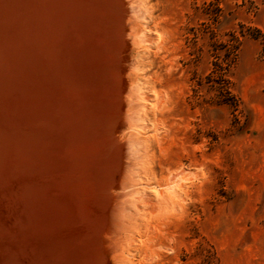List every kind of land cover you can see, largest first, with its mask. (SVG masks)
Returning a JSON list of instances; mask_svg holds the SVG:
<instances>
[{
  "label": "rangeland",
  "instance_id": "rangeland-1",
  "mask_svg": "<svg viewBox=\"0 0 264 264\" xmlns=\"http://www.w3.org/2000/svg\"><path fill=\"white\" fill-rule=\"evenodd\" d=\"M20 1L0 0V264H264V0Z\"/></svg>",
  "mask_w": 264,
  "mask_h": 264
},
{
  "label": "bare ground",
  "instance_id": "bare-ground-1",
  "mask_svg": "<svg viewBox=\"0 0 264 264\" xmlns=\"http://www.w3.org/2000/svg\"><path fill=\"white\" fill-rule=\"evenodd\" d=\"M21 1H22V0H21ZM21 1H20V2H21ZM30 1H31V0H30ZM97 1H98V0H96V3H99V2H97ZM116 1H117V0H116ZM22 2L24 3V1H22ZM28 2H29V1H28ZM46 2H47V1H46ZM111 2H112V0L110 1V3H111ZM25 3H26V2H25ZM44 3H45V2H44ZM47 3H48V2H47ZM103 3H104V1L102 2V4H103ZM112 3H113V2H112ZM114 3H115V2H114ZM15 4H16V3H15ZM35 4H36V3H35ZM40 4H41V3H40ZM50 4H51V3H50ZM53 4H54V3H53ZM75 4H76V3H75ZM77 4H78V3H77ZM44 5H46V4H44ZM94 5H95V4H94ZM98 5H99V4H98ZM117 5H118V4H117ZM119 5H120V4H119ZM119 5H118V6H119ZM39 6H40V5H39ZM61 6H62V5H61ZM99 6H100V5H99ZM109 6H111V4H110ZM53 7H54V6H53ZM39 8H40V7H38V9H39ZM41 8H42V7H41ZM43 8H44V7H43ZM43 8H42V9H43ZM99 8H100V7H98V9H97V7H96L95 9H96V10H99ZM103 8H104V7H103ZM107 8H108V7H107ZM111 8H112V7H111ZM116 8H117V7H116ZM121 8H122V7H121ZM121 8H120V9H121ZM28 9H29V8H28ZM45 10H46V9H45ZM92 10H93V9H92ZM92 10H91V11H92ZM109 10H110V9H109ZM111 10H113V9H111ZM111 10H110V11H111ZM38 11H39V10H38ZM91 11H90V12H91ZM106 11H107V10H106ZM115 11H116V10H115ZM30 12H31V11H30ZM30 12H29V13H30ZM40 12H41V11H40ZM84 12H85V11H84ZM101 12H102V11H101ZM101 12H100V13H101ZM119 12H120V10H119ZM119 12H118V13H119ZM55 13H56V12H55ZM100 13H99V14H100ZM105 13H106V12H105ZM111 13H112V12H111ZM113 13H115V12L113 11ZM113 13H112V15H113ZM120 13H121V12H120ZM26 14H27V13H26ZM103 14H104V13H103ZM0 15H1V14H0ZM40 15H41V14H40ZM56 15H57V14H56ZM101 15H102V14H101ZM106 15H107V14H106ZM108 15H109V14H108ZM114 15H115V14H114ZM129 15H130V14H129ZM62 16H63V15H62ZM103 16H104V15H103ZM110 16H111V15H110ZM120 16H121V15H120ZM99 17L101 18V16H99ZM9 18H10V17H9ZM9 18H8V19H9ZM53 18H54V17H53ZM97 18H98V17H97ZM104 18H106V17H104ZM115 18H116V15H115ZM33 19H34V18H33ZM54 19H55V18H54ZM58 19H59V18H58ZM93 19H94V17H93ZM113 19H114V18H112L111 20H113ZM116 19H117V18H116ZM118 19H119V18H118ZM118 19H117V20H118ZM0 20H1V19H0ZM11 20L13 21L12 18H11ZM52 20H53V19H52ZM90 20H91V19H90ZM95 20H96V19H95ZM105 20H106V19H105ZM111 20L108 21L107 23H105V26H104V25H103V26H100V25L98 24V25L100 26L99 29L101 28V30H102V31L105 30V32H106V31L109 32L110 29H111V31L114 30V32H115V30H116V26H117V25H120V22L116 21L115 19H114L113 21H111ZM1 21H2V20H1ZM24 21H25V20H24ZM57 21H59V20H57ZM65 21H66V20H65ZM99 21H100V20H99ZM106 21H107V20H106ZM21 22H22V21H21ZM38 22H39V21H38ZM51 22H52V21H51ZM59 22H60V21H59ZM95 22H97V21H90V23H91L90 27H91V28H94V27H95ZM8 23H10V22H8ZM103 23H104V21H103ZM103 23H102V24H103ZM22 24H23V23H22ZM22 24H20V25H22ZM39 24H40V23H39ZM53 24H54V23H53ZM2 25H4V23H3ZM5 25H6V24H5ZM88 25H89V23H88ZM51 26H52V25H51ZM63 26H64V25H63ZM93 26H94V27H93ZM106 26H107V27H106ZM24 27H25V26H24ZM36 27H37V26H35V29H36ZM40 27H41V26H40ZM53 27H54V26H53ZM88 27H89V26H88ZM38 28H39V27H38ZM80 28H83V27H80ZM107 28H108V29H107ZM119 28H120V26L118 27V29H119ZM25 29H26V28H25ZM28 29H29V28H28ZM63 29H64V28H63ZM63 29H62V30H63ZM94 29H95V28H94ZM36 30H37V29H36ZM76 30H78V29H76ZM79 30H80V29H79ZM81 30H82V29H81ZM81 30H80V32H81ZM117 31H118V30H117ZM26 32H27V30H26ZM37 32H38V30H37ZM91 32H92V30H91ZM91 32H90V33H91ZM122 32H123V30H122ZM19 33H20V32H19ZM21 33H22V32H21ZM60 33H62V32H60ZM65 33H66V32H65ZM65 33H63V34H65ZM90 33H89V34H90ZM95 33H97V29H96V32H95ZM115 33H117V32H115ZM26 34H27V33H26ZM63 34H62V35H63ZM113 34H114V33H113ZM124 34H125V33H124ZM92 35H93V34H92ZM17 36H18V35H17ZM71 36H72V35H71ZM18 37H19V36H18ZM18 37H17V38H18ZM21 37H22V36H21ZM30 37H31V35H30ZM66 37H67V36H66ZM74 37H75V36H74ZM76 37H78V36H76ZM48 38H49V37H48ZM67 38H68V37H67ZM67 38H66V39H67ZM70 38H71V37H70ZM90 38H91V37H90ZM20 39H21V38H20ZM23 39H24V38H23ZM33 39H35V38H33ZM59 39H60V37H59ZM75 39L78 40L77 38H75ZM80 39H81V36H80L79 40H80ZM86 39H87V38H86ZM98 39H99V38H98ZM35 40H36V39H35ZM91 40H93V39H91ZM104 40H106V39H104ZM51 41H52V40H51ZM87 41H88V39L86 40V42H87ZM94 41H95V40H94ZM96 41H97V40H96ZM19 42H20V41H19ZM65 42H66V41H65ZM65 42H64V43H65ZM74 42H75V41H74ZM76 42H77V41H76ZM76 42H75L74 44H76ZM80 42H83V41H80ZM106 42H107V41H106ZM1 43H2V42H1ZM4 43H5V42H4ZM32 43H33V42H32ZM64 43H62V44H63V45L66 44V45H67V42H66L65 44H64ZM71 43H72V41H71ZM78 43H79V42H78ZM78 43L76 44L77 46H78ZM99 43H100V42H99ZM42 44H44V43H42ZM69 44H70V42H69ZM69 44H68V45H69ZM79 44H80V43H79ZM91 44H92V43H91ZM93 44H95V43L93 42ZM6 45H7V44H6ZM76 45H75V46H76ZM95 45H98V44H95ZM32 46H33V45H32ZM57 46H58V45H57ZM57 46H56V47H57ZM71 46H72V45H71ZM98 46H99V45H98ZM66 47H67V46H66ZM66 47L64 46L63 49L65 50V49H68V48H69V47H68V48H66ZM84 47H85V48H83V46H78L77 48H76V47H72V48H71V51L73 50V52H75V57H74V58H75L76 60H79V59H81L82 57H84V55L86 54V53H85L86 51L92 52L93 54H94V52H96V51H95V48H94L93 46H92L93 48H92V47H89V46L87 47L86 45H85ZM16 48H17V47H16ZM30 48H31V47H30ZM57 48H58V47H57ZM57 48H55V49H57ZM18 49H19V48H17V50H18ZM32 49H34V48H32ZM32 49H31V51L34 52V50H32ZM55 49H54V50H55ZM97 49H101L100 46H99V48H97ZM97 49H96V50H97ZM23 50H24V48H23ZM52 50H53V49H52ZM54 50H53V52H54ZM69 50H70V48H69ZM29 51H30V50H29ZM40 51H41V50H40ZM57 51H58V50H57ZM100 51L102 52V50H100ZM18 52H20V51H18ZM18 52H17V53H18ZM53 52H52V53H53ZM55 52H56V51H55ZM64 52H66V51H64ZM17 53H16V54H17ZM42 53H43V52H42ZM70 53H71V52H70ZM12 54H13V53H12ZM32 54H33V53H32ZM34 54H36V53H34ZM54 54H55V53H54ZM54 54H53V55H54ZM71 54H72V53H71ZM96 54H97V53H96ZM101 54H103V52H102ZM20 55H21V54H20ZM28 55H29V54H28ZM39 55H40V54L38 53L37 56H39ZM56 55H57V54H56ZM63 55H64V54H63ZM66 55H67V53H66ZM72 55H73V54H72ZM108 55H109V54H108ZM23 56H24V55H23ZM34 56H36V55H34ZM86 56H87V54H86ZM86 56H85V57H86ZM90 56H91V55H90ZM97 56H98V55H97ZM49 57H50V56H49ZM52 57H53V56H52ZM68 57H69V56H68ZM70 57H71V56H70ZM72 57H73V56H72ZM93 57H94V56H93ZM100 57H101V56H100ZM104 57H105V56H103V58H104ZM108 57H109V56H108ZM15 58H16V57H15ZM32 58H33V56H32ZM36 58H38V57H36ZM36 58H35V59H36ZM41 58H42V56H41ZM41 58L39 57V59H41ZM50 58H51V57H50ZM53 58H54V57H53ZM58 58H59V57H58ZM88 58H90V57H88ZM105 58H106V57H105ZM2 59H3V58H2ZM26 59H27V58H26ZM54 59H55V58H54ZM56 59H57V58H56ZM84 59H85V58H84ZM92 59H93V58H92ZM101 59H102V58H101ZM50 60H52V59H50ZM50 60H49V61H50ZM103 60H104V59H103ZM36 61H37V60H36ZM39 61L41 62V60H39ZM43 61H44V59H43ZM54 61L56 62L57 60H54ZM66 61H67V60H66ZM94 61H95V60H94ZM94 61H93V62H94ZM58 62H59V61H58ZM64 62H65V60H64ZM67 62L69 63V61H67ZM89 62H90V60H89ZM6 63H7V62H6ZM6 63H1V64H4L3 66L5 67V66H6V65H5ZM22 63H23V62H22ZM49 63H50V62H49ZM62 63H63V62H62ZM68 63H67V64H68ZM73 63H74V62H73ZM73 63H72V64H73ZM75 63H76V62H75ZM96 63H97V62H96ZM103 63L106 64L105 61H104ZM108 63H110V62H108ZM1 64H0V65H1ZM51 64H52V63H51ZM56 64H57V63H56ZM70 64H71V63H70ZM72 64H71V66L73 67ZM76 64H77V63H76ZM78 64H79V63H78ZM87 64H88V61H87ZM35 65H36V64H35ZM35 65H34V66H35ZM49 65H50V64H49ZM57 65H58V64H57ZM74 65H75V64H74ZM22 66H23V65H22ZM24 66H25V65H24ZM34 66L32 67L33 69H34ZM36 66H37V65H36ZM44 66H45V65H44ZM65 66H66V64H65ZM65 66H61V67L64 68ZM67 66H68V65H67ZM75 66H76V65H75ZM109 66H110V65H109ZM15 67H16V66H15ZM45 67H46V66H45ZM61 67H56V68H58V73L60 72L59 68L61 69ZM0 68H1V66H0ZM2 68H3V67H2ZM5 68L7 69V67H5ZM20 68H22V67H20ZM69 68H71V67L69 66ZM69 68H68V69H69ZM84 68H85V67H84ZM84 68H83V69H84ZM94 68H95V67H94ZM12 69H13V68H12ZM50 69H51V68H50ZM52 69H54V68H52ZM65 69H66V68H65ZM65 69H64V70H65ZM76 69H77V68H76ZM76 69H75V70H76ZM87 69H88V70H86V69L84 70L85 73H83V75H80V74H79V75H80V78H79L78 75H77V77H78V79H81L82 77H85V78H86V79H85V80H86V86H87L88 88L91 89V88H93L92 85L95 84V83H97V81H93V79H92V76H93V78H94V75H95V78H96V73L94 74V73H93V70H92L91 68H87ZM99 69H100V68H99ZM1 70H2V69H1ZM18 70H19V69H18ZM20 70H21V69H20ZM40 70H41V69H40ZM40 70H39V71H40ZM94 70H95V69H94ZM96 70H97V69H96ZM33 71H34V70H33ZM33 71H32V72H33ZM39 71H38L37 73H41L43 70H42L41 72H39ZM49 71H51V70H49ZM53 71H54V70H53ZM78 71H79V70H78ZM78 71H76V72H78ZM80 71H81V70H80ZM99 71H100V70H99ZM23 72H24V71H23ZM44 72H45V71H44ZM68 72H69V70H68ZM76 72H75V73H76ZM95 72H96V71H95ZM21 73H22V72H21ZM48 73H49V72H48ZM52 73H53V72H52ZM55 73H56V72H54L53 75L56 76ZM61 73H62V72H60L59 74L61 75V78H62V74H63V73H62V74H61ZM69 73H70V72H69ZM80 73H81V72H80ZM25 74H26V73H25ZM46 74H47V73L45 72V75H46ZM49 74H50V73H49ZM49 74H48V75H49ZM59 74H58V76H59ZM77 74H78V73H77ZM92 74H94V75H92ZM21 75H22V74H21ZM34 75H35V74H34ZM38 75L40 76V74H38ZM50 75H52V74H50ZM53 75H52V77L49 78L50 81H53V80H51V78L53 79V77H54ZM64 75H67V72H66L65 74H63V76H64ZM68 75H71V74H68ZM75 75H76V74H75ZM19 76H20V74H19ZM23 76H25V75H23ZM46 76H47V75H46ZM20 77H21V76H20ZM35 77H36V76H35ZM37 77H38V76H37ZM37 77H36V78H37ZM43 77H44V76H43ZM56 77H57V76H56ZM59 77H60V76H59ZM66 77H68V76H66ZM16 78H17V77H16ZM27 78H28V77H27ZM32 78H33V77H32ZM63 78H65V76H64ZM63 78H62V79H63ZM8 79H9V78H8ZM18 79H19V78H18ZM28 79H29V78H28ZM28 79H26V80H28ZM40 79H41V78H40ZM44 79H45V77H44ZM54 79H55V77H54ZM56 79L58 80L59 78L57 77ZM67 79H68V78H67ZM96 79L98 80V77H97ZM34 80H35V79H34ZM57 80H56V81H57ZM60 80H61V79H60ZM60 80H58V83H59ZM73 80H74V79H73ZM82 80H83V79H82ZM82 80H79V82L82 81ZM108 80H109V79H108ZM110 80H111V79H110ZM15 81H16V80H15ZM28 81H29V80H28ZM43 81H44V80H43ZM61 81H62V80H61ZM65 81H68V80H65ZM74 81H75V80H74ZM77 81H78V80H77ZM16 82H17V81H16ZM18 82H19V80H18ZM20 82H21V81H20ZM23 82H24V81H23ZM31 82H32V81H31ZM34 82H35V81H34ZM68 82H69V81H68ZM58 83H56L57 86H58ZM62 83H63V82H62ZM62 83H61V84H62ZM70 83H71V82H69L68 85H69ZM74 83H75V82H74ZM77 83H78V82H77ZM14 84H15V83H14ZM25 84H26V83H25ZM27 84H28V83H27ZM45 84H46V83H45ZM51 84H52V82H51ZM63 84H64V83H63ZM72 84H73V83H72ZM72 84H71V85H72ZM6 85H7V84H6ZM8 85H9V84H8ZM12 85H13V84H12ZM73 85H75V84H73ZM80 85H81V83H80ZM83 85H85V84H83ZM129 85H130V84H129ZM10 86H11V85H10ZM28 86H29V85H28ZM46 86H47V85H46ZM57 86H56V87H57ZM59 86H60V84H59ZM77 86H78V84H77ZM5 87H6V86H5ZM30 87H32V86H30ZM35 87L37 88L36 84H35ZM35 87H34V88H35ZM43 87H45V86H43ZM56 87H54V88L56 89ZM61 87H62V86H61ZM80 87H84V86H80ZM13 88H14V87H13ZM39 88H40V87H39ZM57 88H58V87H57ZM95 88H96V87H95ZM7 89H8V87H7ZM28 89H29V87H28ZM40 89H41V88H40ZM45 89H46V88H45ZM64 89H65V88H64ZM72 89H73V88H72ZM83 89H84V88H83ZM122 89H123V88H122ZM30 90H31V89H30ZM35 90H36V89H35ZM42 90H43V89H42ZM49 90H50V89H49ZM57 90H58V89H57ZM60 90H61V89H60ZM92 90H93V89H91V91H92ZM1 91H3V90H1ZM5 91H6V90H5ZM17 91H18V90H17ZM17 91H16V92H17ZM31 91H33V90H31ZM52 91H53V90H52ZM52 91H51V92H52ZM61 91H62V90H61ZM66 91H67V90H66ZM76 91H77V90H76ZM87 91H89V90L87 89ZM95 91H98V89L95 90ZM11 92H12V91H11ZM57 92H59V91H57ZM62 92H64V91H62ZM92 92H93V91H92ZM92 92H90V93H92ZM128 92H129V91H128ZM8 93H9V95H10V92H8ZM14 93H15V92H13V94H14ZM19 93H21V92H19ZM67 93H68V91H67ZM67 93H65V94H67ZM94 93H95V92H94ZM94 93H93V94H94ZM44 94H45V93H44ZM51 94H52V93H51ZM0 95H1V94H0ZM4 95H5V94H4ZM41 95H43V94H41ZM46 95H47V94H46ZM57 95H58V94H57ZM12 96H13V95H12ZM60 96H61V95H60ZM69 96H71V95L69 94ZM69 96L66 97V98H69ZM4 97H5V96H4ZM6 97H7V96H6ZM45 97H46V96H45ZM61 97H62V96H61ZM63 97H64V96H63ZM92 97H93V96H92ZM2 98H3V97H2ZM2 98H0V100H1ZM10 98H12V97H10ZM10 98H9V99H10ZM14 98H15V97H14ZM27 98H28V97H27ZM38 98H39V97H38ZM90 98H91V97H90ZM94 98H95V97H94ZM94 98H93V99H94ZM25 99H26V98H25ZM32 99H33V98H32ZM61 99H62V98H61ZM34 100H36V99H34ZM67 100H68V99H67ZM75 100H76V99H75ZM94 100H95V99H94ZM1 101H2V100H1ZM5 101H6V100H5ZM41 101H42V100H41ZM55 101H56V100H55ZM58 101H59V100H57L56 102H58ZM60 101H61V100H60ZM62 101H63V99H62ZM65 101H66V99H65ZM16 102H17V101H16ZM38 102H39V101H38ZM67 102H68V101H67ZM93 102H94V101H93ZM1 103H2V102H1ZM47 103H48V102H47ZM47 103H46V105L49 106V104H47ZM61 103H62V102H61ZM64 103H65V102H64ZM68 103L71 104V103H73V102L69 101ZM95 103H97V102L95 101ZM117 103H118V102H117ZM16 104H17V103H16ZM20 104H21V103H20ZM35 104H37V103H35ZM54 104H55V102H54ZM57 104H58V103H57ZM73 104H74V103H73ZM32 105H33V104H32ZM44 105H45V104H44ZM36 106H37V105H36ZM36 106H35V107H36ZM40 106H41V105H40ZM40 106H39V107H40ZM53 106H54V105H53ZM72 106H73V105H72ZM75 106H77V105L75 104ZM2 107H3V106H2ZM24 107H25V105H24ZM37 107H38V106H37ZM37 107H36V108H37ZM67 107H70V106L65 104V110H64V108H63L62 110H63V111H66ZM11 108H12V107H11ZM13 108H14V104H13ZM21 108H22V107H21ZM41 108H42V107H41ZM44 108H45V107H44ZM55 108H56V107H55ZM61 108H62V107H61ZM126 108H127V107H126ZM3 109H4V108H3ZM22 109H23V108H22ZM47 109H48V108H47ZM52 109H53V108H52ZM52 109H51V110H52ZM77 109H78V108H77ZM77 109H76V110H77ZM127 109H128V108H127ZM28 110H29V109H27V111H28ZM33 110H34V109L32 108L31 112H32ZM53 110H54V109H53ZM53 110H52V111H53ZM131 110H132V109H131ZM4 111H6V110L4 109L3 112H4ZM34 111H35V110H34ZM38 111H39V110H38ZM52 111H49V113H50V112L52 113ZM54 111H55V110H54ZM31 112H30V113H31ZM59 112H61V110H60ZM37 113H40V112H37ZM37 113H36V114H37ZM7 114H9V113H7ZM20 114H21V113H20ZM27 114H28V112H27ZM40 114L42 115V113H40ZM40 114H39V115H40ZM44 114H45V113H44ZM53 114H55V113H53ZM69 114H70V113H69ZM2 115H3V114H2ZM64 115H65V113H64ZM94 115H95V114H94ZM98 115H99V114H98ZM25 116H26V112H25ZM35 116H36V115H35ZM42 116H43V115H42ZM44 116H45V115H44ZM44 116H43V117H44ZM50 116H51V115H50ZM50 116L47 117V119L50 118ZM95 116H96V115H95ZM43 117H41V118H43ZM52 117H53V116H52ZM59 117H60V116H58V118H59ZM66 117H67V116H66ZM29 118H30V117H29ZM39 118H40V117H39ZM64 118H65V117H64ZM3 119H5V118H3ZM14 119H16V118H14ZM31 119H32V118H31ZM54 119H55V118H54ZM1 120H2V119H1ZM8 120H10V118H9ZM21 120H22V119H21ZM33 120H34V117H33ZM48 120H51V118L48 119ZM48 120H47V121H48ZM60 120H61V119H60ZM67 120H68V119H67ZM101 120H102V119H101ZM18 121H19V120H18ZM31 121H32V120H31ZM45 121H46V120H45ZM13 122H14V121H13ZM27 122H28V121H27ZM35 122H36V119H35ZM35 122H34V124H35ZM37 122H39V121H37ZM40 122L42 123V121H40ZM40 122H39V124H41ZM43 122H44V121H43ZM53 122H54V121H53ZM64 122H65V121H64ZM64 122H63V123H64ZM99 122H100V121H98V122H96V123H99ZM4 123H5V122H4ZM7 123H9V122H7ZM16 123H17V121H16ZM28 123H30V122H28ZM31 123H32V122H31ZM45 123H46V122H44L43 124H45ZM13 124H15V123H13ZM18 124H19V123H18ZM34 124L32 123V126H34ZM39 124H38V125H39ZM43 124H42V126L46 129L45 125H43ZM46 124H47V123H46ZM74 124H76V123H74ZM78 124H79V123H78ZM110 124H111V122H110ZM16 125H17V124H16ZM21 125H22V124H21ZM36 125H37V123L35 124V126H36ZM38 125H37V126H38ZM98 125H99V124H98ZM8 126H9V125H8ZM8 126H7V127H8ZM18 126H19V125H18ZM18 126H17V127H18ZM110 126H111V125H110ZM13 127H14V126H13ZM21 127H22V126H21ZM27 127L29 128V126H27ZM27 127H26L25 129H24V128H23V129H24L25 131H27V129H28ZM43 127H40V128H42L41 130H43ZM47 127H49V126H47ZM93 127H94V126H93ZM19 128H20V126H19ZM19 128H18V129H19ZM35 128H36V127H35ZM37 128H38V127H37ZM60 128H61V127H60ZM98 128H99V127H98ZM100 128H102V127L100 126ZM12 129H13V128H12ZM38 129H39V128H38ZM45 129H44V130H45ZM21 130H22V129H21ZM28 130H29V129H28ZM41 130H39V131H41ZM76 130H77V129H76ZM102 130H103V129H102ZM102 130H101V131H102ZM14 131H15V130H14ZM30 131H31V130H30ZM30 131H29V132H30ZM36 131H37V130H36ZM36 131H35V132H36ZM39 131H37V132H39ZM47 131H48V129H47ZM94 131H95V129H94ZM96 131L98 132V130H96ZM11 132H12V131H11ZM27 132H28V131H27ZM32 132H34V131L32 130ZM37 132L34 133L35 136H36ZM48 132H50V129H49ZM82 132H83V131H82ZM23 133H24V132H23ZM108 133H109V132H107V134H108ZM34 134H33V135H34ZM38 134H43V131H42L41 133L39 132ZM38 134H37V135H38ZM44 134H47V132L44 133ZM105 134H106V133H105ZM14 135H15V134H14ZM16 135H17V134H16ZM52 135H53V134H52ZM99 135H100V134H99ZM102 135H104V134H102ZM108 135H110V133H109ZM108 135H107V136H108ZM111 135H112V134H111ZM6 136H7V134H6ZM9 136H10V135H9ZM18 136H19V135H18ZM42 136H44V135H42ZM50 136H51V134H50ZM77 136H78V135H77ZM83 136H84V135H83ZM107 136H106L105 138H102V139L100 138V139H99V140H100V144L98 143V146H99V148L102 149V150H104V147H110V148H111V146H112V143H111L110 140L107 139V138H108ZM28 137H29V136H28ZM46 137H47V136H46ZM100 137H101V136H100ZM109 137H110V136H109ZM15 138H16V137H15ZM19 138H21V137H19ZM19 138H18V139H19ZM34 138H35V137H34ZM42 138H43V137H42ZM89 138H90V137H89ZM96 138H97V137H96ZM98 138H99V137H98ZM2 139H3V138H2ZM61 139H62V138H61ZM82 139H84V137H82ZM82 139H81V140H82ZM85 139H86V138H85ZM26 140H27V139H26ZM34 140H35V139H34ZM37 140H38V139H37ZM51 140H52V139H51ZM73 140H74V139H73ZM78 140H80V139L78 138ZM81 140H80V141H81ZM18 141H19V140H18ZM62 141H63V140H62ZM64 141H65V140H64ZM80 141H79V143H80ZM85 141H86V140H85ZM107 141H109V142H107ZM5 142H6V141H5ZM38 142H39V141H38ZM67 142H68V140H67ZM67 142H66L65 145H67ZM73 142H75V141H73ZM77 142H78V141H77ZM10 143H11V142H10ZM34 143H35V142H34ZM47 143H48V142H47ZM57 143H58V142H57ZM7 144H9V143H7ZM11 144H12V143H11ZM11 144H9V145H11ZM27 144H28V143H27ZM58 144H59V143H58ZM69 144H70L69 146H70L71 150H73V151H76V150L78 149V146H80V145H77V146H76L77 149H76V148H74V147H71V146H73V145H72V144H73L72 141H71V142L69 141ZM96 144H97V143H96ZM2 145H3V144H2ZM25 145H26V144H25ZM30 145H31V144H30ZM37 145H38V144H37ZM53 145H54V144H53ZM5 146H7V145L5 144ZM14 146H15V145H14ZM39 146H40V145H39ZM61 146H62V145H61ZM9 147H11V146H9ZM15 147H16V146H15ZM22 147H23V146H22ZM54 147H55V145H54ZM94 147H95V142H94ZM94 147H93V148H94ZM3 148H4V147H3ZM13 148H14V147H13ZM31 148H32V147H31ZM36 148H38V147H36ZM36 148H35V149H36ZM44 148H45V147H44ZM57 148H58V146H57ZM80 148H81V147H80ZM1 149H2V148H1ZM10 149H12V148H10ZM40 149H41V148H40ZM75 149H76V150H75ZM97 149H98V147H97ZM105 149H106V148H105ZM31 150H32V149H31ZM38 150H39V149H38ZM42 150H43V152H44L45 149H42ZM42 150H41V153H42ZM48 150H50V148H49ZM56 150H57V149H56ZM56 150L54 149V152H57V153H58V151H56ZM59 150H60V148H59ZM78 150H79V149H78ZM102 150H101L100 153H102ZM10 151H11V150H10ZM10 151H9L8 153H10ZM25 151H26V150H25ZM25 151H24V152H25ZM28 151H29V147H28ZM28 151H27V152H28ZM36 151H37V150H36ZM45 151H47V150H45ZM63 151H64V149H63ZM68 151H69V150H68ZM81 151H82V153H83L84 150L82 149ZM87 151H88V150H86V152H87ZM20 152H23V151H20ZM48 152H49V151H48ZM51 152H52V151H51ZM60 152H61V151H60ZM79 152H80V150H79ZM31 153H32V152H31ZM36 153L38 154L39 152H36ZM41 153H40V154H41ZM64 153H65V152H64ZM64 153H63V154H64ZM92 153H93V151L91 152V154H92ZM98 153H99V152H98ZM124 153H125V151H124ZM3 154H4V153H3ZM15 154H16V153H15ZM45 154L47 155L48 153L46 152ZM50 154H51V153H50ZM52 154H53V153H52ZM52 154H51V155H52ZM54 154H55V153H54ZM63 154H60V155H63ZM80 154H81V153H80ZM83 154H84V153H83ZM85 154H86V153H85ZM130 154H131V153H130ZM18 155H19V154H18ZM24 155H25V154H24ZM26 155H27V154H26ZM33 155H35L34 152H33ZM33 155H32L31 158H34ZM41 155H44V154L42 153ZM60 155H56V157H57V156L60 157ZM89 155H90V153H89ZM94 155H95V154H94ZM100 155H101V154H100ZM125 155H126V154H125ZM27 156H28V155H27ZM53 156H54V155H53ZM86 156H88V155L86 154ZM86 156H85V157H86ZM90 156H91V155H90ZM98 156H99V155H98ZM127 156H128V155H126V157H127ZM6 157H7V156H6ZM16 157H17V156H16ZM25 157H26V156H25ZM37 157H38V156H37ZM19 158H20V157H19ZM29 158H30V154H29ZM40 158H41V157H40ZM88 158H89V157H88ZM34 159L37 160L36 158H34ZM41 159H42V158H41ZM53 159H54V158H52L51 160H53ZM57 159H58V158H56V160H57ZM60 159H61V158H60ZM83 159H85V158H83ZM129 159H130V158H129ZM38 160H39V157H38ZM54 160H55V159H54ZM58 160H59V159H58ZM75 160H76V159H75ZM89 160H90V159H89ZM127 160H128V159H127ZM9 161H10V160H9ZM14 161H15V158H14ZM76 161H77V160H76ZM84 161H87V160H84ZM2 162H3V161H2ZM23 162L25 163V161H23ZM26 162H27V161H26ZM49 162H50V161H49ZM49 162H48V160H47V158H46V163H45V164H48ZM61 162H62V159H61ZM80 162H81V161H80ZM82 162H83V161H82ZM87 162H88V161H87ZM4 163H5V162H4ZM4 163H2V164H4ZM8 163H9V162H8ZM18 163H20V162H18ZM32 163H33V162H32ZM39 163H40V161H39ZM39 163H38V161H37L36 164L39 165ZM55 163H56V164H55V166H56V165H57V162L55 161ZM88 163H89V162H88ZM90 163H91V160H90ZM20 164H21V163H20ZM20 164H19V165H20ZM25 164H26V163H25ZM29 164H30V163H29ZM33 164H34V163H33ZM59 164H60V163H59ZM82 164H84V163H82ZM82 164H81V165H82ZM26 165H27V164H26ZM30 165H31V164H30ZM38 165L35 166V168L38 167ZM62 165H63V164H62ZM87 165H88V164H87ZM90 165H91V164H90ZM6 166H7V165H6ZM6 166H5V167H6ZM9 166H10V165H9ZM33 166H34V165H33ZM41 166H42V165H41ZM59 166H60V165H58L57 167H59ZM1 167H2V166H1ZM19 167H20V166H19ZM24 167H25V165H24ZM24 167H22L21 169H23ZM28 167H29V166H28ZM39 167H40V165H39ZM39 167H38V168H39ZM47 167H48V165H47ZM49 167H50V166H49ZM10 168H11V167H10ZM32 168L34 169V167H32ZM32 168H31V169H32ZM40 168H41V167H40ZM45 168H46V165H45ZM52 168H53V167H52ZM6 169H8V168H6ZM1 170L3 171V169H1ZM19 170H20V169H19ZM26 170H27V168H26ZM41 170H42V168H41ZM50 170H51V167H50ZM2 171H1V172H2ZM20 171H21V170H20ZM20 171H19V173H20ZM24 171H25V170H24ZM28 172H29V171H28ZM28 172H27V173H28ZM2 173H3V172H2ZM2 173H1V174H2ZM5 173H6V172H5ZM9 173H10V172H9ZM12 173H13V172H12ZM29 173H30V172H29ZM32 173H33V171H32ZM25 174H26V173H25ZM2 176H3V174H2ZM16 176H17V174H16ZM19 176H20V175H19ZM22 176H23V175H22ZM29 176H30V175H29ZM10 177H11V176H10ZM31 177H32V176H31ZM14 178H15V177H14ZM17 178H19V177H17ZM24 178H26V177H24ZM20 179H21V178H20ZM40 179H41V178H40ZM7 180H8V179H7ZM12 180H15V179L12 178ZM31 181H32V180H31ZM31 181H30V182H31ZM47 181H48V180H47ZM6 182H7V181H6ZM45 185H47V184H45ZM15 186H16V185H15ZM35 186H36V185H35ZM5 188H6V187H5ZM14 189H15V188H14ZM35 189H36V188H35ZM21 190H22V189H21ZM24 190H25V189H24ZM33 190H34V189H33ZM35 191H36V190H35ZM37 191H38V190H37ZM39 191H40V190H39ZM22 192H23V191H22ZM31 192H32V191H31ZM17 193H18V192H17ZM33 193H35V192H33ZM21 194H22V193H21ZM17 195H18V194H17ZM22 195H23V194H22ZM117 195H118V194H117ZM11 196H12V194H11ZM32 196H33V195H32ZM37 196H38V195H37ZM13 197H14V196H13ZM35 197H36V196H35ZM31 198H32V197H31ZM46 198H47V197H46ZM0 200H1V199H0ZM19 200H20V198H19ZM33 200H34V197H33ZM39 201H40V200H39ZM18 202H19V201H18ZM20 202H22V201H20ZM13 203H14V202H13ZM40 203H42V202H40ZM25 204H26V203H25ZM25 204H24V205H25ZM31 204H32V203H31ZM35 204H36V203H35ZM28 205H29V204H28ZM43 205H44V204H43ZM49 205H51V204H49ZM26 206H27V205H26ZM31 206H32V205H31ZM11 207H12V206H11ZM22 207H23V205H22ZM39 207H40V206H39ZM44 207H45V205H44ZM44 207H43V208H44ZM46 207H47V206H46ZM16 208H17V207H16ZM32 208H33V207H32ZM24 209H25V208H24ZM34 209H36V207H35ZM62 209H63V208H62ZM27 210H28V209H27ZM37 210H38V208H37ZM87 211H88V210H87ZM82 213H83V212H82ZM1 214H2V213H1ZM45 214H46V213H45ZM9 215H10V214H9ZM35 215H36V213H35ZM33 216H34V215H33ZM28 217H29V216H28ZM44 217H45V216H44ZM53 217H54V216H53ZM56 217H57V215H56ZM2 218H3V217H2ZM37 218H38V217H37ZM51 218H52V217H51ZM53 219H54V218H53ZM55 219H56V218H55ZM5 220H6V219H5ZM26 220H27V219H26ZM36 220H37V219H36ZM38 220H39V219H38ZM45 220H47V219H45ZM45 220H44V221H45ZM51 220H52V219H51ZM56 220H57V219H56ZM3 221H4V220H3ZM40 221H42V219H40ZM49 221H50V220H49ZM32 222H33V221H32ZM32 222H31V223H32ZM53 222H54V221H53ZM53 222H51V223H53ZM34 223H35V222H34ZM40 223H41V222H40ZM40 223H39V226H40ZM42 223H44V222H42ZM57 223H58V222H56V224H57ZM59 223H60V222H59ZM54 224H55V222H54ZM36 225L38 226V224H36ZM43 225H44V224H43ZM49 225H50V224H49ZM13 227H14V226H13ZM20 227H21V226H20ZM22 227H23V226H22ZM41 227H43V226H41ZM53 227H54V225H53ZM14 228H15V227H14ZM27 228H28V232H29V235H30V233H31L32 231L29 229V226H28ZM27 228L25 227V229H27ZM31 228H32V227H31ZM35 228H36V227H35ZM35 228H34V229H35ZM43 228H44V227H43ZM56 228H57V227H56ZM17 229H18V228H17ZM17 229H16V230H17ZM23 229H24V227H23ZM32 229H33V228H32ZM45 229H48V228H44V230H43V229H40L39 232H41V230H43V231L45 232V231H46ZM51 229H52V228H51ZM30 231H31V232H30ZM35 232L37 233L38 230H36ZM39 232H38L37 234H39ZM50 232H51V231H50ZM50 232H49V230H48V232H45V233L47 234V233H50ZM3 233H4V231H3ZM7 233H8V232H7ZM7 233H6V234H7ZM20 233H21V232H20ZM20 233H19V234H20ZM45 233H44V234H45ZM16 234H17V232H16ZM37 234H36V236H38ZM46 234H45V237H47V235H48V234H47V235H46ZM0 235H1V234H0ZM26 235H27V234H26ZM29 235H28V236H29ZM30 236H31V235H30ZM33 236H34V235H33ZM40 236H41V235H40ZM48 236H50V234H49ZM7 237H8V236H7ZM7 237H6V238H7ZM34 237H35V236H34ZM38 237H39V236H38ZM42 237H43V236H41V237H39V238H42ZM52 237H53V236H52ZM31 238H32V237H31ZM11 239H12V238H11ZM25 239H26V238H25ZM28 239H29V238H28ZM44 239H45V238H44ZM44 239H42V240H44ZM47 239H48V238H47ZM60 239H61V238H60ZM7 240H8V239H7ZM7 240H6V241H7ZM18 240H19V239H18ZM35 240H36V239H35ZM0 241H2V237H1V240H0ZM9 241H11V240H9ZM49 241H50V240H49ZM57 241H58V240H57ZM11 242H12V241H11ZM37 242H38V241H37ZM42 242L44 243V241H42ZM47 242H48V241H47ZM3 243H4V242H3ZM15 243H16V241L13 243V245H14ZM22 243L25 244V242H22ZM26 243H27V242H26ZM31 243H32V242H31ZM31 243H30V245H31ZM50 243H51V242H50ZM50 243H49V244H50ZM1 244H2V243H1ZM20 245H23V244L20 243ZM37 245H38V244H37ZM33 246H34V245H33ZM46 246H47V245H46ZM56 246H57V245H56ZM56 246H55V247H56ZM14 247H16V246H14ZM17 247H18V246H17ZM23 247H24V246H23ZM25 247H26V246H25ZM28 247H29V246H28ZM42 247H43V245L41 246V250H40V251H42ZM47 247H48V246H47ZM0 248H1V247H0ZM7 248H8V247H7ZM30 248H31V247H30ZM48 248H49V247H48ZM52 248H53V247H52ZM57 248H58V247H57ZM31 249H32V248H31ZM33 249H34V247H33ZM44 249H45V247H44ZM58 249H59V248H58ZM58 249H57V250H58ZM4 250H5V249H3V251H4ZM6 250H7V249H6ZM6 250H5V251H6ZM57 250H56V251H57ZM64 250H65V249H64ZM3 251H2V252H3ZM5 251H4V252H5ZM37 251H38V250H37ZM51 251H53V250H51ZM17 252H18V251H17ZM45 252H46V251H45ZM45 252L43 253V255L45 254ZM75 252H76V251H75ZM8 253H9V252H8ZM13 253H14V252H13ZM38 253H39V252H38ZM40 253H41V252H40ZM58 253H59V252H58ZM66 253H67V252H66ZM24 254H25V253H24ZM29 254H30V253H29ZM47 254H49V253H47ZM52 254H53V253H52ZM2 255H3V254H2ZM11 255H12V254H11ZM17 255H18V254H16V256H17ZM26 255H27V254H25V256H26ZM30 255H31V254H30ZM35 255H36V257H37V254H35ZM39 255H40V254H39ZM39 255H38V256H39ZM60 255H61V254H60ZM71 255H72V254H71ZM4 256H5V255H4ZM7 256H9V255L7 254L6 257H7ZM19 256L21 257V254H20ZM25 256H24V257H25ZM33 256H34V253H33ZM54 256H55V255H54ZM54 256H53V257H54ZM56 256H58L57 253H56ZM56 256H55V257H56ZM66 256H67V255H66ZM66 256H64L65 259H66ZM72 256H73V255H72ZM2 257H3V256H2ZM9 257H10V256H9ZM9 257H8V258H9ZM13 257H14V256H13ZM34 257H35V256H34ZM51 257H52V256H51ZM53 257H52V259H53ZM85 257H86V256H85ZM21 258H22V257H21ZM28 258H29V257H28ZM41 258H42V257H41ZM49 258H50V256H49ZM39 259H40V258H38L37 260H36V259H34V260H36V262H37ZM47 259H48V258H47ZM58 259H59V258H58ZM97 259L99 260V258H97ZM18 260H19V259H18ZM18 260H17V261H18ZM40 260H41V259H40ZM44 260L46 261V258H45ZM50 260H51V259H49V261H50ZM53 260H55V259H53ZM3 261H4V260H3ZM9 261H10V259H9L7 262H9ZM45 261H44V262H45ZM5 262H6V260H5ZM14 262H15V261H14ZM19 262H20V261H19ZM27 262H28V261H27ZM41 262H42V260H41L39 263H41ZM52 262H53V261H52ZM56 262H57V260H56ZM61 262H62V261H61ZM64 262H65V261H64ZM66 262H69V261H66ZM70 262H71V261H70ZM98 262H99V261H98ZM10 263H11V262H10ZM21 263H22V262H21ZM33 263H35V261H34ZM17 264H18V263H17ZM35 264H36V263H35ZM46 264H47V263H46ZM53 264H54V263H53ZM67 264H68V263H67ZM99 264H100V262H99Z\"/></svg>",
  "mask_w": 264,
  "mask_h": 264
},
{
  "label": "trees",
  "instance_id": "trees-1",
  "mask_svg": "<svg viewBox=\"0 0 264 264\" xmlns=\"http://www.w3.org/2000/svg\"><path fill=\"white\" fill-rule=\"evenodd\" d=\"M225 66H227L226 63H225ZM215 68L216 69L213 74L216 75V78H217L216 82L219 85L220 90L224 91V93H221V95H223L224 97H229L230 99L231 94L226 88L225 79H224V71L226 70V68L223 66H218V65H215ZM229 99H225L224 101H230Z\"/></svg>",
  "mask_w": 264,
  "mask_h": 264
}]
</instances>
